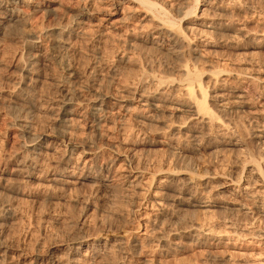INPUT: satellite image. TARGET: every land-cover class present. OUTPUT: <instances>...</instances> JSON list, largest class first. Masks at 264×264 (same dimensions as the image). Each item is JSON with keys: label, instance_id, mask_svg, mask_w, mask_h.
Segmentation results:
<instances>
[{"label": "bare ground", "instance_id": "bare-ground-1", "mask_svg": "<svg viewBox=\"0 0 264 264\" xmlns=\"http://www.w3.org/2000/svg\"><path fill=\"white\" fill-rule=\"evenodd\" d=\"M44 1L45 0H0V8H4L3 12L0 13V37L5 38L7 30L17 31V27L22 28V30L25 29V24H27L26 16L21 17L20 15L23 13L22 7L32 8L30 9L31 13L41 12L44 15H49L53 12L55 9L51 6L53 1H50L49 5H45ZM69 1L73 7L71 8L68 22L65 25L52 32L45 31L46 33L43 36L44 39L31 35L25 37V39L27 38L25 40V45L28 47L26 64L25 66L21 65L18 67V70L22 74V78L28 79L29 82L24 80L25 82L19 81L16 83L15 87L17 88V93L15 97H13L14 92L11 93L10 91L8 94V96L12 97V104L9 105H14L16 107L20 106L21 108H18L19 111L22 109L25 114L24 117L22 116L24 118L23 120L16 119L17 121L12 124V126L19 128V137L26 140L23 142L25 156L19 159L16 158L15 161L13 160L15 164V170L13 171L15 172L14 175L20 177L22 181L25 182H31L41 177V175L44 174L42 172L41 175H39L40 170H38V168H40L39 163L42 161L41 157L46 155L47 151L54 148V145L56 146L57 144L63 149V154H61L63 156L62 159L61 157L60 159L63 161L64 167L60 174H45L43 176V182L45 181L48 187L62 188V186H68L76 182L71 175L72 171L69 170L70 168L75 169V163H72L74 154H77L76 157L79 155L83 156L81 160L83 168H91V165L97 163V154L100 151V147L96 149L91 148L86 142L79 145L73 142L69 137L71 123L76 120L75 117L77 116L75 110L71 109V102L73 100L70 91L63 96L64 99L62 97L59 103L60 105H56L57 115L59 117L55 121L54 127L50 128L52 130H50V133L34 135L31 128L32 121L29 117L30 115L33 117V113L36 111L32 91L33 85L38 82L39 78L38 69L35 68V66H37L39 62L38 59L41 56L39 54L41 49L37 46V43L42 44L45 41L50 42V50L56 51L61 45L66 43L63 42L67 39L71 37L79 38L82 36L85 26L94 24V21L100 25L103 21L109 22L111 18H115V20L110 23L112 29H125L124 32H130L131 34L130 37L128 36L129 40H127L128 43L126 41V45L129 44V47L133 49V51H137V53L140 52L142 48L145 50L149 49L150 51L148 53L151 52L158 57H156L158 60L161 59L164 61L159 62L157 60L159 62V69L161 67V70L158 71L153 69V64H150L151 68L144 69L143 66L146 63L143 61L145 64L142 66L143 69L141 68V73H136L137 75L139 74L138 76L131 73L129 74L128 72L127 75L131 78L127 79L131 80V82L125 80L123 89H125L127 93L133 91L131 95L135 94L134 100H137L138 104L134 108L139 110V113L136 111L137 114H131L130 106L124 102L117 105L115 104L118 111L124 113L122 117H119L115 122H120L122 123L121 126L125 127L126 125H124V122H131V128L134 126L144 128L148 125L153 129L154 127H152V124L154 118H156L155 120L157 121V117L159 118L160 116L169 117V119L178 116V118H182L183 121L181 125L178 126H173V122L169 124L167 123L168 121L163 122L164 128L161 133H163V135L169 134L167 136L169 142L167 149L177 150L173 152L171 156V159L176 161L174 168L167 169V171L164 172L163 168L167 163L163 162L161 170H157V172H163L160 173L163 179H158L157 183H153L154 174L145 178L147 174L145 171L146 169H135L132 167V163L126 160L128 169H130L129 171L133 174L131 177L134 178L130 185L140 188L139 190L141 192H138V194L148 197L144 201L143 206L145 209L149 207L150 210L153 211L152 219L145 214L141 219L143 220V224L138 223V221L136 230L138 231L141 227L144 228L146 225H149L151 227L150 232H144L140 237L137 236L136 233L129 232L116 236L114 234H106L103 243L97 239L98 237H78L74 245L65 248V254L62 257H57L53 253H50L46 258L47 260H44V263L95 264L106 257H114L116 253L123 255L122 259H128V256L137 257L139 254L141 255V250L145 248L144 246H148L155 250H165V253L168 254V252L173 251V248L177 247L179 241L184 238L199 246H205L208 243H213L214 245L222 243V241H224L222 234L213 231L214 229H208V227H212L211 224L210 226L208 224L206 228L204 222L184 221L181 219L182 214L186 213L187 209L209 213L215 208V202L212 201L215 196H213V193L211 194V192L207 191V188L209 182L217 178L216 173L214 172V174H209L208 176L203 174L200 175L188 164H183L184 166L177 164L178 161L190 160L202 153L204 154L210 143L208 141L216 140L217 137L224 135H229L228 143L226 144L231 147L230 150L237 155H242L247 149L246 144H243L241 140L243 138L242 125L245 120L243 121V117L241 118L240 114L243 113H246L249 117L248 120H250V122L253 121V123L257 125L256 127L259 128L257 129L259 131L252 132V139L250 138L251 144L256 147L258 145L264 146V107H258L257 101V105L256 102L250 103V100L253 101L258 94L257 92H259L256 89L257 83H260V80L262 83L264 82V78L261 79L260 75L262 70L257 72L260 67L258 68L257 66L256 68L258 69L256 70V68H254L256 65H243L241 63L243 62L242 59H239L241 56L238 60H241L240 63L243 66H236L237 64L234 65L233 63L235 62L232 63L225 55L228 51H235L237 46L233 44L234 40L236 42L238 39H242L243 41L255 39L257 43L253 41L251 45L256 44L263 50L262 52H264V41L262 40L263 42H260V38H256L255 34V38L252 39L250 35H253L254 32L249 35L250 31L249 33L246 31V27L243 23H240L241 21L238 22L240 24L235 21L233 13H231L233 15H231L230 18H228V16L226 17L227 19L225 18L226 14L222 13L224 8L226 9L227 6H230L228 5L230 0H175L171 4H167V2L162 0L167 5L160 0ZM254 4L253 6L247 4V6L249 5L248 9L251 10V14L257 15V18L260 17L264 19V11L260 9L261 12L260 10L258 12ZM216 10L220 11V13H217ZM109 17L111 18L106 20V18ZM129 23L135 25H133V27L131 25V28ZM21 33H23V31ZM105 33L109 32L106 30ZM102 34L101 32L99 33L100 36ZM40 37H42L41 34ZM239 41L240 40H238V42ZM233 54L237 56L235 53ZM212 55H217L214 60H211V58L209 59V56L212 57ZM251 56L254 55L251 54ZM22 57L24 58V56ZM130 59L129 57L123 59L121 57L118 60L127 63ZM244 59L245 58H243V60ZM249 59H251V57ZM137 60H133L132 62L135 64ZM139 60H141V58ZM138 64L142 65L143 63L141 61ZM67 71L61 77V82L71 84L69 80L73 78V75L70 70ZM203 79H206L208 84L211 85L209 87H212V95L210 96L207 95L206 89L201 84ZM261 87L263 86L261 85ZM150 88L152 91L149 92L148 89ZM172 90L177 93H169V91ZM261 94L262 97L257 95L256 98H261V101H264V94ZM258 101L260 102V99ZM117 102L119 103L118 100ZM106 104L103 98L95 97L88 107V113L81 116L83 120L88 121L91 125V129L97 130L102 123H105L104 114H106ZM261 105L263 104H260V106ZM161 133L159 131L158 134ZM160 143L161 141H157V143L145 142L140 145L151 147L155 144V146H159ZM137 148H139V145L135 146L134 149ZM86 156H89L87 160H85ZM250 158L252 159L247 163L249 167H251V170L246 169L245 163H242V167L239 168V174H228L225 177L226 182H224L226 188L230 189L227 191H230L233 200L241 202V204L237 206L238 211L243 214L249 212L252 221L256 220L262 223L264 222V157L260 160H255L253 157ZM169 165L170 164H168V166ZM104 169L105 168H103V170ZM101 170V167H97L93 176L88 174L79 178L89 180L95 187H99L100 189L103 188L104 191L106 189L110 191L112 189V180H109L111 178L108 177V174L103 175ZM3 171L1 172L0 170L2 189L5 191H12L14 189L12 185L3 183V181H5L4 175L7 173ZM253 175H255V178H250ZM131 177L128 178L130 179ZM256 185H260V188L253 191L252 188ZM103 193L105 194L106 192L102 191V196ZM256 194L262 196H259L257 202L253 203L255 204L254 206L252 204L254 210H251L249 209V203L256 199L253 198ZM169 206H173L174 209L169 211ZM8 207V205L5 208L3 207L4 211L2 210L3 213L0 214L1 220L9 217L10 208ZM246 209L249 211H246ZM224 226L225 230L227 229L230 233H234L235 235L238 232L246 233L241 234L242 236L250 235L249 238L260 241L258 245L264 248V231H250L245 224H236L230 221L225 223ZM223 235L226 236V234ZM1 244L0 264H3L7 260V257ZM246 253L247 256L245 253L242 255L244 256V261L241 264H264V257L256 258V255L254 256L252 254L249 255L248 252ZM250 256L255 258H252L253 260L251 259L250 261ZM261 256H264L262 252ZM220 261L228 263L227 258L224 259L221 257Z\"/></svg>", "mask_w": 264, "mask_h": 264}, {"label": "rangeland", "instance_id": "rangeland-1", "mask_svg": "<svg viewBox=\"0 0 264 264\" xmlns=\"http://www.w3.org/2000/svg\"><path fill=\"white\" fill-rule=\"evenodd\" d=\"M50 1H53L51 6L53 9L55 8V11L53 10L49 15H44L41 12L31 13L30 9L32 8L22 7L23 13L20 15L21 17L26 16L27 24H25V29L22 30V28L17 27V31L7 30V38L0 37V170L1 172L3 170L7 172L4 175L6 182L3 181V183L7 185L10 184L14 188L12 191L3 190L2 181L0 180V214L3 213L4 208L8 205V208H10L9 214L11 215H9L10 218L0 219V244L2 243L1 245L7 257V260L3 264H45L44 260H47L46 258L50 253H53L57 257H62L65 254V248L74 245L78 237H98L97 239L103 243L106 234H114L116 236L129 232L136 233L137 236L140 237L144 232H150L151 227L149 225H146L144 228L141 227L138 231L136 230L137 222L139 221L138 223L143 224V220L141 219L145 214L152 219L153 211L150 210L149 207L145 209L143 206L144 201L148 197L141 196L138 194V192H141L139 190L140 188L130 185L134 178L131 177L133 174L129 171L130 169H128L126 160L130 161L132 167L135 169H146L145 171L147 174L145 178L154 174L153 183H157L158 179H163L160 174L163 172H157V170H161L163 162L167 163L163 168L164 172L167 171V169H173L176 165V161L174 159L172 160L171 156L172 153L177 150L167 149L169 146L167 136L169 134L163 135L161 132L164 128L163 122L168 121V124L173 122V126H178L181 125L183 121L182 118L176 116L177 118L174 117L169 119V117L160 116L159 118L157 117V121L155 120L156 118H154L152 124V127H154L153 129L148 125L144 128L136 126L131 128V122H124V125H126L125 127L121 126L122 123L115 122L124 114L119 112L116 107L117 104H121L122 102L130 106L131 114L135 115L139 113V110L134 108L138 105L137 100H134L135 94L131 95L133 91L127 93L125 89H123L125 80L131 82V80L127 79L131 78L128 77V72L133 75H137L136 73L140 74L141 68L145 63L147 65L145 64L143 66L144 69L151 68L150 64H153V69L158 71L161 70V67L159 69L158 63L164 61L160 58V60H158V57L151 52L148 53L150 51L149 49L145 50L142 48L138 53L135 50L133 51V49L129 47V44L126 45V41L129 40L131 35L130 32H124L125 29L113 30L110 23L114 21L115 18L109 17L106 18V20L111 18L109 22L103 21L98 25L97 22L94 21V24L86 25L82 36L79 38L71 37L67 39L63 42L66 43L61 45L56 51L50 50V42L45 41L42 44L37 43V46L41 49L39 53L41 56L38 59L39 62L37 66H35V68L38 69L39 78L38 82L33 85L32 91L36 111L33 113V117L32 115L29 116L32 121L31 128L34 135L50 133L52 131L50 128L54 127V123L59 117L57 115L56 105H60L59 103L62 97L70 91L73 100L71 102V109L75 110L77 116L75 117L76 120L71 123L69 137L73 142L79 145L86 142L91 148L96 149L100 147V151L97 154V163L91 165V168H83V163H81L83 156L79 155L76 157L77 154H74L72 163H75V169L70 168L69 170L72 171L71 175L76 182L68 186H62V188L48 187V185H46L47 183H45V181L43 182V176L45 174H60L64 167L63 161L61 160L63 149L57 144L56 146L54 145V148L47 151L46 155L41 157L42 161H40V168H38V170H40L39 175H41L42 172L44 173L41 177L31 182H25L22 181L20 177L14 175L15 172L13 171L15 170V164L13 162L16 158L19 159L25 156L23 142L26 140L19 137V128L12 126V124L18 119L23 120L25 114L22 109L19 111L21 108L20 106L19 108L18 106L9 105L12 104V97L8 96V94L10 91L11 93L14 92V95H12L15 97L17 93V88L15 87L16 83L24 80L29 82L28 79L22 78V74L18 70V67L21 65L25 66L26 64L28 47L25 45V40L27 39H25V37L31 35L44 39L43 36L46 33L45 31H55V29H58L68 22L71 8L73 7L69 0H45L44 4L49 5ZM163 1L167 2V4H171L175 0ZM247 4H251L252 6L254 4L258 12L260 9L264 11V0H230L228 4L230 6H227L224 10L222 9V14H226L225 18L227 16L230 18L231 15L234 14L233 17H235V21L237 23L241 21L240 23L245 25L246 31L248 33L250 31L249 35L254 32L253 35H250L252 39L256 37L260 38V42L262 40L264 41V19L260 17L257 18V15L251 14V10L248 9L249 5L247 6ZM3 10L4 8H0V13L3 12ZM217 13H220V11H217ZM129 24L130 27L131 25L132 27L135 25L133 23ZM106 30L109 33H105ZM22 31L23 33H21ZM100 32L103 33L101 36L99 35ZM40 34L42 37H40ZM238 40L240 41L238 42ZM238 40H236V42L235 40L233 41V44L237 46L235 51H228L225 55L232 63L235 62L233 64H237L236 66L248 64L251 66L256 65L254 68L257 66L258 68L260 67L257 72L262 70L260 75L261 79H263V50L256 44H254L255 46L251 45L253 41L257 43L255 39L251 41ZM241 42L242 44L240 45ZM233 53L238 57L234 56ZM250 53L255 57L251 56ZM21 55L24 56V58ZM216 56L212 55L213 59L209 56V59L211 58V60H214ZM121 57L122 59L128 57L131 59L126 63L122 60H118ZM135 57H139L137 59L139 60L141 58V60L138 61ZM250 57L251 59H249ZM238 58L242 59L243 62L241 63L243 65ZM243 58L246 60H243ZM133 60H137V63L134 64L132 62ZM141 61L143 64H138ZM248 62L251 63L249 64ZM258 68H256V70ZM67 70H70L73 75V78L69 80L71 84L61 82V77ZM201 84L206 89L207 95H212V87H209L211 85L208 84L206 79H203ZM257 85V88L255 87L257 91H259L257 95L262 97L261 93L264 94V82L262 83L260 80V83L258 82ZM261 85L263 87H261ZM148 91H152L151 88L148 89ZM174 92L173 90L169 91V93L172 94H174ZM176 93L177 92H175V94ZM95 97L103 98L105 103H107L105 106L106 114H104L105 123H102L97 130L91 129V125L88 121L83 120L81 117L88 113V107ZM256 97L254 98L255 100H250V103L257 101L258 107L263 108L264 101ZM259 99L260 102L258 101ZM259 103L263 105L260 106ZM240 117H243V121H246H244L242 125L243 138L241 137V140L243 144H246L247 149L242 155H237L230 150L231 147L226 144L228 143L229 135H224L217 137L216 140L208 141L210 142L209 144L207 143L209 149L207 148L204 154L202 153L193 159L185 160L186 162L178 161L177 164L180 166L188 164L200 175L203 174L208 176L209 174H214V172L216 173L217 178L210 181L207 188V191L211 192V194L213 193V196H217L212 200L215 202V208L209 213L187 209L186 213L182 214L181 219L184 221L204 222L206 228L208 224L209 226L211 224L212 227L210 226L208 229H214L213 231L222 234L224 241L218 245L208 243L205 246H199L184 238L179 241L177 247L173 248L174 250L168 252V254L165 253V250H155L148 246H144L145 248L142 249L143 251L141 250V255L139 254L137 257L128 256V259H122L123 255L116 253L114 257H106L95 264H241L244 261V256L242 255L245 253L247 256L246 252H248L249 255H256V258L264 257L261 256V252L262 255H264V248L258 245L260 241L252 240L249 238L250 235H241L246 233L238 232L235 235L224 228L225 223L230 221L236 224H245L250 231H264V222L259 223L256 220L252 221L249 212L243 214L238 211L237 206L240 205L241 202L233 200L230 191H227L229 188L225 186V177L228 174H239V168H241V165L244 163L246 169L251 170V167H249L247 163L252 159L250 157H253L255 160H260L264 157V146L258 145L256 147L251 144V134L252 132L259 131L257 130L259 128L256 127L257 125L253 123V121L250 122V120H248L249 117L246 113L240 114ZM158 130L162 135L158 134ZM157 141H161L159 146H155L156 144L151 147L140 145L145 142L157 143ZM137 145H139V148L134 149ZM88 158L89 156H86L85 160ZM168 164L170 165L168 166ZM97 167L102 168L101 171L103 175L108 174V177L111 178L109 179L112 180V189L110 191L109 189H106L108 191H104L103 188L100 189L99 187H95L89 180L79 178L88 174L93 176ZM103 168L105 169L103 170ZM220 176L224 177L221 178ZM128 177L131 178L129 179ZM250 178H255V175ZM259 188L260 185H256L253 186L252 189L254 191ZM102 191L106 192L105 194L103 193V196ZM259 196L262 195L256 194V196L253 197L256 199L249 203V209L254 210L253 206L255 204L253 203L257 202ZM173 209V206L168 207L169 211ZM246 211L249 210L246 209ZM223 234H226L227 237ZM221 257L224 259L227 258L228 263L220 261ZM255 257L249 258L250 261Z\"/></svg>", "mask_w": 264, "mask_h": 264}]
</instances>
